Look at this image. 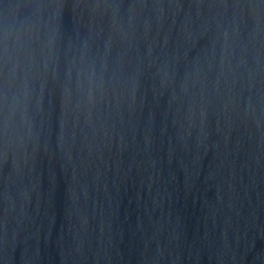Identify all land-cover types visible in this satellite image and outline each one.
<instances>
[{"label": "water", "instance_id": "obj_1", "mask_svg": "<svg viewBox=\"0 0 264 264\" xmlns=\"http://www.w3.org/2000/svg\"><path fill=\"white\" fill-rule=\"evenodd\" d=\"M0 264H264V0H0Z\"/></svg>", "mask_w": 264, "mask_h": 264}]
</instances>
